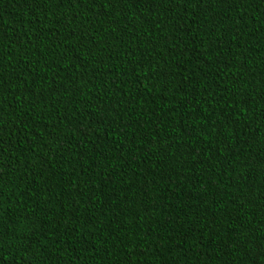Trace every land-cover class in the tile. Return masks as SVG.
Masks as SVG:
<instances>
[{
	"label": "trees",
	"instance_id": "16d2710c",
	"mask_svg": "<svg viewBox=\"0 0 264 264\" xmlns=\"http://www.w3.org/2000/svg\"><path fill=\"white\" fill-rule=\"evenodd\" d=\"M0 264H264V0H0Z\"/></svg>",
	"mask_w": 264,
	"mask_h": 264
}]
</instances>
